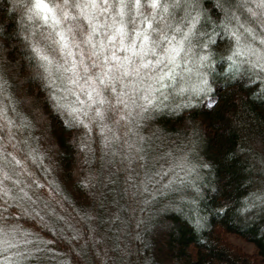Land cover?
<instances>
[{"label": "snow or ice", "instance_id": "6c2138e0", "mask_svg": "<svg viewBox=\"0 0 264 264\" xmlns=\"http://www.w3.org/2000/svg\"><path fill=\"white\" fill-rule=\"evenodd\" d=\"M242 10L251 20L242 22ZM17 16L20 30L15 37L21 38L29 50L26 59L30 67L35 61L30 79L38 82L37 88L44 93L43 98L27 101L35 105L37 122L44 125L49 116L55 115L71 137L80 136L82 152L92 151L90 134L98 130L101 148L106 150L120 141L117 131L125 127L124 135L136 138L124 141L120 163L127 164L121 169L125 172L139 161H145L146 167L145 138L139 134L141 122L165 107L176 113L215 112L220 107L215 88L219 76L236 81L246 75L256 86V97L264 98V0H6L0 36L13 38L7 33L12 25H5L4 20L15 21ZM221 39L225 40L223 45L218 43ZM221 47L229 53L221 54L227 70L217 72L216 54ZM169 88L178 98L171 104L165 103ZM6 91L7 82L0 78V95ZM68 94L75 97V103L66 102ZM42 105L47 107L42 109ZM11 111L16 112L15 105ZM0 118L8 128V143H0V264H51L53 260L82 264V252L74 247L82 238L81 230L57 213L39 192L47 188L54 197H60L61 206L67 203L75 207L79 222L94 232L89 223L94 204L90 206L87 197L96 200L92 188L99 178L90 175L77 181L86 194L85 201L77 203L66 187L56 179H47L52 169L45 164V155L32 147L25 156L43 169L46 182H41L25 157L15 154L20 151L19 145L12 143L16 122L2 107ZM19 127L32 128L33 124L21 117ZM193 133L194 142V124ZM22 143L28 144V140ZM117 154L112 152L113 156ZM175 168L180 171H146L140 183L129 174L126 183L136 188L132 193L136 196L147 193L150 184L167 179L161 189L151 193V200H143L144 206L156 199V191L164 194L165 190H174L177 182L193 187L201 196L197 185L202 179L200 170L211 165L193 164L186 154ZM21 174H26L30 183L25 184L19 178ZM229 206L230 201L225 200L216 214H227ZM257 207L264 211V192L246 199L240 211L250 213ZM168 210L182 211V207L170 201L162 211ZM116 218L119 220L118 215ZM191 219L197 230L207 225V217L198 210ZM150 221L151 216L148 221L141 217L137 227ZM171 227L163 221L155 225L154 237L160 245L166 242ZM135 239L141 240L145 249L151 247L155 256V244L150 245L141 235ZM61 245L66 246L64 251L59 250ZM142 264H156V260L145 255Z\"/></svg>", "mask_w": 264, "mask_h": 264}, {"label": "trees", "instance_id": "16d2710c", "mask_svg": "<svg viewBox=\"0 0 264 264\" xmlns=\"http://www.w3.org/2000/svg\"><path fill=\"white\" fill-rule=\"evenodd\" d=\"M5 6L6 0H0V17L4 15ZM241 19L242 22L251 20L243 10ZM4 24L12 25L7 33L13 38L0 36V78L7 82V91L0 95V107L5 109L8 118L16 122L12 143L18 144L20 151L15 154L25 157L34 176L46 182L43 169L33 165L25 156L30 148H38L45 155V164L52 169L47 179H56L77 203L86 199L77 181H84L90 175L99 178L92 188L96 200L93 202L87 197L90 206L94 204L90 209L93 219L89 222L94 232L79 222L75 207L67 203L61 206L60 197H54L47 188L39 192L57 213L81 230L82 238L74 247L82 252V264H142L145 255L154 258L156 264H258V260L264 261V211L259 207L250 213L240 211L246 199L254 193L264 192V98L256 97V86L248 82L246 75L236 81H225L223 76L217 78L215 88L220 107L210 114L204 110L176 113L171 107L150 113L151 118L143 120L139 128L140 136L145 138L146 167H143L145 161H139L125 172L121 169L127 164L120 163L125 150L124 141L136 139L124 135L125 127L121 126L117 131L121 132L120 141L106 150L101 148L98 130L90 134L92 151L82 152L80 136L71 137L55 115L49 116L44 125L37 122L34 103H27L29 99L35 101L37 96L43 98L44 95L37 88L38 82L30 79L35 61L30 67L26 59L30 52L22 39L15 37L20 30L19 16L15 21L5 19ZM218 43L223 45L225 40ZM221 54L229 53L223 47L218 49L217 72L227 70ZM168 92L169 100L165 103L178 100L171 95V88ZM66 102L75 103L71 94L67 95ZM13 105L16 112L11 111ZM46 107L42 105V109ZM21 117L31 120L33 127H19ZM193 124L197 132L194 142ZM7 133V125L0 118V143H8ZM80 134L83 135V130ZM25 139L28 144L22 143ZM8 151L13 149L9 146ZM112 152L118 154L113 156ZM186 154L193 164L207 162L211 165L210 169L200 170L202 179L197 181V185L201 188V196H197L193 187L177 182L174 190H165L164 194L156 191V199L144 206L143 200H151V193L161 189L167 179L160 184H150L147 193L132 195L136 188H129L127 175H133L140 183L146 171L157 173L174 168L179 172L175 164ZM85 160L89 162L85 163ZM171 176L170 173L168 178ZM19 178L25 184L30 183L26 174ZM213 188L219 191H212ZM225 200L230 201L229 211L217 215L216 209ZM170 201L180 205L182 211H162ZM141 208L145 210L141 212ZM197 210L207 217V225L202 230H197L192 223L191 218L195 217ZM150 216V223L137 227L141 217L148 221ZM161 221L172 226L163 245L154 237L155 225ZM137 235L150 245L155 244L154 257L151 247L145 249L142 241L135 239ZM228 235L253 245L256 258L230 245ZM65 248L61 245L59 250L64 251ZM51 264L58 262L53 260Z\"/></svg>", "mask_w": 264, "mask_h": 264}, {"label": "rangeland", "instance_id": "374dc122", "mask_svg": "<svg viewBox=\"0 0 264 264\" xmlns=\"http://www.w3.org/2000/svg\"><path fill=\"white\" fill-rule=\"evenodd\" d=\"M73 100H75V97L73 96ZM119 134H121V132H117V135L119 136ZM28 167L30 168V166L28 165ZM227 241L230 245L238 248L240 251L247 253L248 255L255 257L256 258V252L255 249L253 247V245L247 243L246 241H244L243 239L236 237L234 235H228L227 236ZM258 264H264V261L258 260Z\"/></svg>", "mask_w": 264, "mask_h": 264}]
</instances>
